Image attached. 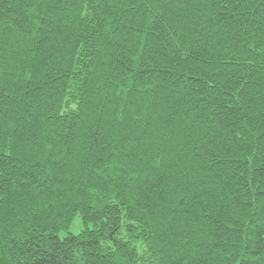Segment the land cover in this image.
Returning a JSON list of instances; mask_svg holds the SVG:
<instances>
[{
  "label": "trees",
  "instance_id": "obj_1",
  "mask_svg": "<svg viewBox=\"0 0 264 264\" xmlns=\"http://www.w3.org/2000/svg\"><path fill=\"white\" fill-rule=\"evenodd\" d=\"M0 264H264V0H0Z\"/></svg>",
  "mask_w": 264,
  "mask_h": 264
},
{
  "label": "rangeland",
  "instance_id": "obj_2",
  "mask_svg": "<svg viewBox=\"0 0 264 264\" xmlns=\"http://www.w3.org/2000/svg\"><path fill=\"white\" fill-rule=\"evenodd\" d=\"M80 227H81V225H80V220L77 219V220L74 222V225H73V228H72L71 232H72V233H77V232L79 231Z\"/></svg>",
  "mask_w": 264,
  "mask_h": 264
}]
</instances>
